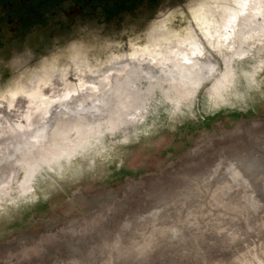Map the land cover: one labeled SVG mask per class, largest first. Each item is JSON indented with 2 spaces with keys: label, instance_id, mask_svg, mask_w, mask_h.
Returning <instances> with one entry per match:
<instances>
[{
  "label": "rangeland",
  "instance_id": "374dc122",
  "mask_svg": "<svg viewBox=\"0 0 264 264\" xmlns=\"http://www.w3.org/2000/svg\"><path fill=\"white\" fill-rule=\"evenodd\" d=\"M130 1L0 0V103L9 89L26 87L30 96L39 78L53 83L66 67L86 78L115 60L118 36L184 0ZM222 1L195 0L187 9L219 13L210 2ZM175 16L183 22L169 32L172 45L189 34L180 11L166 17ZM161 26L165 19L134 36L138 59L117 67L131 72V93L150 86L135 68L146 60L143 47L162 49ZM258 48L234 60L221 95L213 79L188 100L167 102L155 84L137 121L102 135L64 127L52 134L57 142L1 165L0 264H264V46ZM214 58L222 67L221 56ZM8 116L4 124L15 126V112Z\"/></svg>",
  "mask_w": 264,
  "mask_h": 264
},
{
  "label": "bare ground",
  "instance_id": "6f19581e",
  "mask_svg": "<svg viewBox=\"0 0 264 264\" xmlns=\"http://www.w3.org/2000/svg\"><path fill=\"white\" fill-rule=\"evenodd\" d=\"M194 1L195 0H184L176 8L172 10L165 8V12H162L163 16L161 15V18L152 21L150 24H144L139 31L126 33L120 36L117 44H115L116 48H113L112 50H114V52L117 51L118 56L121 54L120 55L121 57L128 55L138 56L134 53L136 52V50L133 49L134 47L133 45H131V42L134 41L133 37L135 36L136 39L142 38L141 34L144 33V31H147L150 25H153L154 22L164 20V17H166L170 12L171 13L176 12L177 14L180 11L183 17L185 18L186 21L185 26L189 27V35H182L181 39L182 40L185 38L187 39L185 41L178 42L176 45L175 44L172 45L173 42H175V39L169 32L172 30L173 26H176L177 24H179L180 22L182 23L183 21H181L179 17H177L178 15L172 17L171 19H167L169 20L167 21V26H165V28L161 26L160 32L158 33V34L166 33V36L163 38L164 41L161 39L159 40L162 49L151 50V51L148 49H144V53H145L144 55H146V60H144L143 58V60L140 63H136L135 69L137 74L142 75L141 66L144 65L145 63L148 66H151V62L155 60L157 65H163L164 62L169 59L174 60L177 55L183 56L185 54H188L190 56L191 52L195 50L197 47L212 42V37L205 36V38L207 39L203 38L200 27L197 25V20L200 18V16L203 15L208 17L210 16L211 11L206 13L204 10H202L204 14L202 13L201 15H198L197 17H195L196 18L195 19L193 16H191L189 10L187 9L188 5L194 3ZM215 1L217 5H219V3L221 2V0H215ZM239 3H242V0H223L222 4L219 7L215 6L214 4L213 6L216 7L215 10L218 9L219 14H221V16L224 18V14L227 11H229L227 5L232 4L234 6ZM250 3L254 4V8H249V12L264 10V0H250ZM205 10L207 11L209 10L207 6H205ZM216 23L217 21L213 19V23H211V26H214ZM216 28L217 27L215 26L214 29ZM133 33L137 34V36L133 35ZM217 33H219V35L216 34L214 36L217 41V46L223 47L222 36L224 34L221 31ZM150 38L154 39L153 36ZM232 43H234L237 48H240V51L235 54L229 53L227 55L226 54V52H228L227 47H231ZM232 43H230L227 47H224V50L221 52L220 56H221L222 67L220 66L219 76H217L212 82L214 90H216L219 95H221V91L227 87V83L230 82L232 63L234 62V60L236 58L239 59L248 56V54L251 53L254 47H259L258 50H260L264 46V31H261L259 29H253L247 33L238 32ZM242 44L243 47L241 48ZM225 50L226 52H224ZM116 55L117 54H114L115 58L117 57ZM108 70L111 71L112 67L109 68ZM195 71L198 72L199 69H195ZM56 72H57L55 74L56 80H54L53 83L52 80L44 76L38 79L36 86L30 87V97H31L30 103L25 105L24 102H20L19 103L20 105L14 109L15 117H13L12 120L15 126L10 125L11 127L10 128L9 126L4 124V122L9 118L8 116L9 113H7L6 115H4V117H2L3 124L0 123V160H3L9 155L14 156L16 154L18 155L21 154L24 157L28 156L30 154L29 150L34 151L37 147H39L38 146L39 144L41 145H43L44 143L45 145L46 143L49 144V141H53L54 139L52 138H55L54 135L52 134L53 133L56 134V132L60 131L64 127L66 128L70 126L78 127L79 129H81L82 135H85L86 133H93V135H102L104 131L103 129H106L107 131V128L115 129L116 127H118V124L122 125L127 122H135L137 121L136 116L138 114L141 115V112H146L145 107L147 106V101H148L147 94L150 91H152L153 87H155V84H158L159 87H161L162 97L167 102H171L172 100H175L177 102H180L182 100H188L195 93L193 89L189 87H185V81L181 77L177 76L173 78L171 77V75L168 76L163 75V73L168 72V69L166 67L161 69L160 74L156 75L152 73L148 76L143 75L146 81L149 82L150 86L146 88V90H143L141 94H135V92L131 93L129 89L131 84L130 83L131 76L129 74L131 72H129V74L127 72H122L123 73L122 77H120L119 79L113 77L112 83L114 89L113 94L118 95L120 97V104H122L123 106L120 107L119 105H113V108L108 110V114L104 118L103 128H101V121L99 120L96 121L95 128L90 127L87 123L84 122L63 123L62 121H60L58 122L59 126L57 124H53L52 130L48 133L47 139L41 140L39 142L26 141L23 138V133L19 132L17 128V125H21L25 128L28 127L26 121L21 123L20 114L22 115V117H26L30 111L34 112L36 108H42L46 103L50 102L51 98H54L56 95L58 94L63 95L70 89L75 91L76 88L82 86V83L93 82L92 80L89 81L88 79H79L80 77L79 72L71 67H67L65 70L63 69L57 70ZM73 76L77 77L78 81L82 83L73 81L72 79ZM226 77H228V79L225 80ZM154 80H157V83H155ZM46 84H50L48 85V87L49 86L51 87L50 92L48 90L43 91V89L45 88L44 85ZM45 96H49V99L45 100L44 98ZM11 101L12 99L8 100V102ZM86 101H87V96L82 94L80 97L76 98L75 103L82 104L85 103ZM29 105H32L30 110L27 109L26 111L21 112V110L24 107H28ZM74 130L77 129L74 128ZM55 136L57 137V135ZM73 141L75 140L71 139V142ZM55 142H57L56 138H55ZM29 145H34V147H30ZM30 165L33 164L30 163ZM16 167L18 168L19 166L16 165L13 170L8 169L9 172L11 173L15 172ZM24 167L26 168V170H23L24 173H27L29 175L30 171H32L31 170L32 168L26 166ZM0 169H6V168L3 167Z\"/></svg>",
  "mask_w": 264,
  "mask_h": 264
},
{
  "label": "snow or ice",
  "instance_id": "6c2138e0",
  "mask_svg": "<svg viewBox=\"0 0 264 264\" xmlns=\"http://www.w3.org/2000/svg\"><path fill=\"white\" fill-rule=\"evenodd\" d=\"M199 5H193L191 11L194 17L199 14ZM229 11L224 14L223 20L219 16L216 17V27H221L223 47L217 46V41L211 32L209 27L205 35L212 37L211 43H206L197 47L191 52V55L185 54L183 56L177 55L176 58L169 59L164 62L163 65H157L156 61L151 62V66L146 63L141 66V74L148 76L155 72H160L162 68L166 67L168 72L163 75L175 78L181 77L185 81V87L193 89L195 92L202 90L204 86L211 83L213 79L219 76L220 64L219 59H213L219 57L224 47H227L232 41H234L238 32L247 33L253 29H259L264 31V10L249 12V8H254V4L250 3V0H242V3L227 5ZM163 16V14H161ZM170 12L168 16L170 17ZM165 19V26H167V17ZM200 21L197 20V23ZM219 35V33H217ZM243 44L241 45V48ZM229 53H238L240 48H237L234 43L231 47H227ZM136 56H117L115 60L110 61L109 65H100V70L93 71L89 69L85 76L91 79V83H82L78 81L77 77L73 76V81L82 83V86L76 88L75 91L68 90L63 95H56L50 99V102L46 103L42 108H36L34 112H29L26 117L21 118V123L27 122L28 127L25 128L21 125H17L18 131L23 133V138L26 141L39 142L47 139L48 133L52 130L53 124L59 126L60 121L63 123L71 122H84L90 127H96V121H101V128L104 125V118L108 114V110L113 108V105L120 104V97L113 94L112 78L119 79L123 73L117 70V67L121 63H127L129 60L136 61ZM112 67L109 71L108 68ZM199 69V71H195ZM228 77L225 78V80ZM223 82V81H222ZM45 88L48 85H44ZM87 96V101L82 104H76V98L81 95ZM23 97L24 102L31 100L30 96L25 93L17 92L11 96L13 101L19 100ZM45 100L49 99V96L44 97ZM32 105H29L31 108ZM7 109L8 113L14 112L15 105H6L0 103V114L4 113ZM115 130V129H114ZM34 147V145H29ZM14 157L9 155L3 160H0V165L7 166L11 164Z\"/></svg>",
  "mask_w": 264,
  "mask_h": 264
},
{
  "label": "flooded vegetation",
  "instance_id": "af4514ba",
  "mask_svg": "<svg viewBox=\"0 0 264 264\" xmlns=\"http://www.w3.org/2000/svg\"><path fill=\"white\" fill-rule=\"evenodd\" d=\"M210 4H214L213 2H210ZM215 9H216V7H214ZM209 12H210V10H209ZM202 13H200V11H199V14L198 15H201ZM216 14V15H215ZM198 15H196L195 17H197ZM191 16H193L194 17V15H193V12L191 11ZM217 16H219L220 18H221V20H223V17L221 16V14H219V13H216V12H212L211 11V13H210V16H208V17H206V16H203V15H201L200 16V18H201V20H200V18L198 19L200 22L199 23H197V25L200 27V30H201V34H202V36H203V38H205V33H206V31L208 30V28L210 27L211 28V32H212V34H213V36H215L216 34H217V32H220L221 31V28H222V24H221V27H217L216 29H214V27L216 26V24L214 25V26H211V23H213V19L216 21V17ZM194 17V18H195ZM196 19V18H195ZM143 26V25H142ZM141 26V27H142ZM187 29V28H186ZM140 30V28H138V29H130V30H128L127 32H124L122 35H124V34H126V33H130V32H135V31H139ZM189 32V31H188ZM76 34L75 33H72L71 34V37H73V36H75ZM91 35V37H95L96 35L94 34V33H91L90 34ZM122 35H120V36H122ZM187 35H189V34H187ZM120 36H118V37H120ZM47 37H48V39H50V38H52V35L51 34H47ZM189 38V37H188ZM187 38H185V39H178L177 40V43L178 42H182V41H185ZM205 39H207V38H205ZM47 45H49V43H47ZM176 45V44H175ZM36 46V44L34 45V47ZM29 48H30V45H29ZM56 48H58V47H55V48H53V49H56ZM36 49V48H35ZM144 47L142 48V51L144 52ZM38 50V49H37ZM40 51V50H39ZM151 51V50H150ZM40 53H43V52H40ZM44 56H45V54H43ZM67 68V67H66ZM66 68H63V70H65ZM71 68H73V69H75L76 71H78L79 72V70L77 69V68H75V67H71ZM80 74V73H79ZM79 79H86L85 77H83L82 76V74H80V77H79ZM22 87V86H21ZM17 92H21V93H27V88L26 87H22V90H18V89H9V92H8V94L7 95H5L4 96V98L3 99H1V101L2 102H5V101H8L9 99H11V96L12 95H14L15 93H17ZM20 104H18V106H19ZM17 106V107H18ZM144 108V107H143ZM145 109H146V107H145Z\"/></svg>",
  "mask_w": 264,
  "mask_h": 264
},
{
  "label": "trees",
  "instance_id": "16d2710c",
  "mask_svg": "<svg viewBox=\"0 0 264 264\" xmlns=\"http://www.w3.org/2000/svg\"><path fill=\"white\" fill-rule=\"evenodd\" d=\"M116 1H117V0H116ZM131 1H132V0H131ZM131 1H130V2H131ZM140 1H143V0H137V2H140ZM116 3H117V2H115V0H114V5H116ZM132 4H133V3H131L130 5H132Z\"/></svg>",
  "mask_w": 264,
  "mask_h": 264
}]
</instances>
